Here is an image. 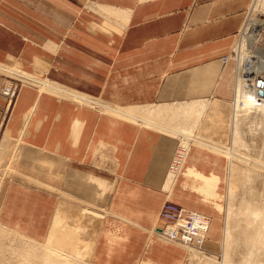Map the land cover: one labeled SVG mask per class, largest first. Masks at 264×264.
I'll return each mask as SVG.
<instances>
[{"label":"crops","instance_id":"obj_1","mask_svg":"<svg viewBox=\"0 0 264 264\" xmlns=\"http://www.w3.org/2000/svg\"><path fill=\"white\" fill-rule=\"evenodd\" d=\"M252 2L0 0V143H22L9 205L30 203L35 220L7 206L3 223L35 235L41 225L64 227L62 247L80 235L97 240L101 264L109 253L125 264H183L184 247L157 236L161 208L172 201L210 217V246L219 213L197 189L224 181L226 147H217L232 138L236 73L222 57ZM6 73L99 103L23 82L9 103ZM187 132L203 146L191 144L168 185Z\"/></svg>","mask_w":264,"mask_h":264},{"label":"rangeland","instance_id":"obj_2","mask_svg":"<svg viewBox=\"0 0 264 264\" xmlns=\"http://www.w3.org/2000/svg\"><path fill=\"white\" fill-rule=\"evenodd\" d=\"M250 10H252V12L250 14V19H252V18L256 19V18H260L259 15H261L264 12V7L259 6V3L256 2V0H253L252 5L250 7ZM258 13H260V14H258ZM248 14H249V12L247 11L244 17H246ZM248 23L249 22L245 23V25L247 26ZM245 25L243 28L246 27ZM237 37H238V35H237ZM241 37H242V35L238 37V41H240ZM245 43H246V46H245L246 52L253 53L255 51L253 53V54H255V53H257V50L258 51L260 50L261 52L264 53V39L259 38V40H256V38H255L252 40L249 38ZM253 43H254V48H252ZM238 55L239 54L237 52V56H236L237 60H236V62L230 63V67L233 66V63H235L234 66L237 65V67H238V63H237L238 62ZM6 74L8 75V77L17 79L15 77H12L8 73H6ZM20 75H21V72H20ZM25 75L27 77H30V79L24 78L21 80H19V79H17V80L23 82L24 84L29 83L32 85H37L38 87H40V89L42 91H47L44 88L45 85H42V83H41L42 80H39L38 78H35L33 76H29L27 74H25ZM44 82L46 84L51 83L49 80H46V81L44 80ZM255 86L258 87L259 89H264V70L261 71L260 73H258L257 80L255 82ZM59 89L60 90H57L56 92L55 91H47V92L63 95L66 97H73L75 100L80 101L79 99H76L74 96H72L66 92L61 91L62 89L60 87H59ZM80 102L88 104V105H94V104L99 103V102H95V101L91 100L90 98L88 99V102H86V101H80ZM235 102H236V100L234 98L233 106H232V104L229 106V111L231 113V119H232V138H231V140H228L226 145L218 146L217 148H225L226 147L225 152L228 151V152H230V154L232 152L237 153L235 156L239 157V159H243V157L247 158V156H248L253 161H255L256 159H259V162L264 163V161L262 160V159H264V127L262 124L263 118L256 113L255 114L249 113L248 117H247L246 110L243 109L242 102L239 103V106H237V108L235 107ZM104 110H106V108ZM235 121L237 122V126L241 130L242 138L244 139L245 142H247L246 146L248 144L247 147L242 148L243 146H240V147L236 146V148H233V134H234V129H235V125H234ZM230 126H231V121H230ZM192 137H193L192 134L187 132L185 134V137H184L185 139H181L180 141L189 140V141H191V144H194L195 142H193ZM21 144H22L21 142L7 141V140H3L0 143V228H1L0 230H1V232L6 233V235H9L8 238L6 237V239H4V244H6L5 246L12 247L17 253L20 252V253L26 255L27 254V252L25 251L26 246H28V245L35 246L36 245V247L40 251L39 253H41V255H43V256L46 254L45 252H47L49 250L48 248L45 247L46 245L52 246L58 250H63L62 248L65 247L69 254L73 255L78 260L84 262V263L83 262H77L75 259L69 258V259H71V261L73 263H76V264H101V263H104V262L100 263V261H98L96 259V256H95L97 250L101 246L100 242L97 240L88 239V238L80 235V239L78 238V241L76 243H74V245L73 244H67L68 246L65 245L62 247L60 242H59V240L61 239V233L60 232L69 231L68 229H66L64 227H57V228H55V231H53V233H51V230L49 231V228L45 229V226L41 225L42 227L38 231H40V232L42 231L43 233L35 235L34 233H32V232H34V229L26 230V229H22V228H16L13 225H9L7 223H6L7 225H5V223H3V220H2V216L4 215L3 211L7 208V206L18 209L16 211L15 210L12 211V213H11L12 216H16V218L21 217L20 219L23 222H26L32 226L35 223V220L33 219L34 213L30 209V203H27L28 204L27 206L25 205V203H22L23 204V205H21L22 208L20 207V205L16 206V204H13V203L9 205L10 200H12V197H13V196L10 197V192H11V188H12V187H10V185H12L11 180L16 178V177H19L21 175L20 172L16 169V165H17L19 158H20V149H21L20 147L22 146ZM195 144H196L195 146H199V145L203 146L199 143H195ZM2 146H3V148H2ZM203 148H205V147H203ZM215 152L222 154L218 151H215ZM188 154H189V152H188ZM246 154H247V156H246ZM222 156H223V159L225 161L226 170L224 172V181H222L221 185L219 184L220 186H217V188H213L214 190L212 189V191H211V189L208 190L205 188L197 189L200 191H202V190L206 191V193H208L209 199H211V202L213 201L212 203L215 204V206L217 207V210L219 213L218 214L219 224H217L218 235L215 239H213V240L211 239L212 244L210 246H208V243H207L203 247L202 251L205 252V254H206L205 257H203L204 256L203 253H199V251H197V250L194 251L190 248L185 249V247H184V250L186 252V258H185V261L183 262V264H196V263L201 264V263H205V262H208L210 264L211 263L221 264V262L223 261V259H222L223 254H221V253H223V251H222L223 232H224V228L226 225L227 208L229 207V205H231L233 207V209H232L233 218H232L231 223H233L234 225L233 224L232 225L236 227V228L235 227H233V228H235L236 230L238 229L236 232L234 231L235 229H232V232H233L234 237L236 235L239 240L237 238L236 239L240 242V244L237 243L238 241L237 242L234 241V240H236L234 238L232 242H234L235 244L231 243L232 244L231 248H230L231 262H233L234 264L241 262L240 264H242V261L239 262V260H241V259L245 260L248 257L247 256V250L245 249L246 247L244 246L245 243L243 242V244H241V240L245 239V237H244L245 234L242 233V231L244 232V230H242V229H243V225L246 227L247 221L250 218L247 216L248 212L250 214V206H249V208L247 207L250 203H252L250 205L253 208H255V207L259 208V209L264 208L263 207L264 206V172H263L264 169H262L261 167H255L256 172H254L253 175L251 174L252 178L250 180H247L246 179V176H247L246 169L247 168L244 167V166H247L246 163H245V165L241 166V165H239L240 163L235 159L236 157L233 159L234 160L233 161L231 158L229 160L227 154L221 155V157ZM187 159H188V155L186 157L185 162L187 161ZM234 162H237L236 165ZM231 163H233L235 166H233V164L231 165ZM249 166L252 167V166H254V164L250 163ZM235 168H236V170H235ZM261 169H262V171H260ZM22 177H24V179H27V177H25L23 175H22ZM180 177H181V175L177 178L176 182H178L180 180ZM28 180L32 181V178L28 177ZM252 187H254V188H252ZM255 188H258V189H255ZM212 203H210V204H212ZM258 203H259V205H258ZM260 205H263V206H260ZM18 211L20 213H18ZM249 216H251V215H249ZM25 217H27V218H25ZM159 222H160V220H159ZM239 223H241V224H239ZM2 225H4L5 227ZM241 225H242V228L239 229L241 227ZM2 228H5V229L3 230ZM158 237L161 240L166 241V243L168 242V244L171 243V242L165 240L162 236H158ZM240 237H241V240H240ZM242 241H245V240H242ZM259 248H260V245L257 247V249L259 250ZM262 248L263 247H261V251H258V254H254V255H256V257L261 256L262 257L261 259H263V262H264V258H263L264 257V252H263L264 250ZM2 249L3 248H1V251H4L5 255H2L3 252L2 253L0 252V254L3 256V257L0 256V264H16V263L18 264V263H21L22 260L19 259L20 257L17 258V255L15 256V254H13V253H12V255H14V256L11 257L12 255L9 254V250H7V249L2 250ZM231 249H233V250H231ZM5 250L7 251V253ZM190 251H192V252L190 253ZM108 252H107V254H108ZM194 252L197 253V255L199 256L200 259H196V260L191 261L190 258H191V256H193L192 253H194ZM109 254H108L109 257H108L107 264H125V263L117 260L113 255H111V254L109 255ZM254 255H253V257H254ZM256 257L251 259L252 263L253 264H257V263L262 264L263 263L262 260H259L262 263L259 261H256V260H258V259H256ZM1 258H3V259H1ZM203 258H206V259H203ZM31 259H33L34 261H40L39 259H41V258L35 257V258H31ZM7 260H8V262H7ZM251 261H249L248 264H250ZM235 262H237V263H235ZM243 263H244V261H243Z\"/></svg>","mask_w":264,"mask_h":264},{"label":"bare ground","instance_id":"obj_3","mask_svg":"<svg viewBox=\"0 0 264 264\" xmlns=\"http://www.w3.org/2000/svg\"><path fill=\"white\" fill-rule=\"evenodd\" d=\"M256 2L259 3V6L264 7V0H256ZM252 20L254 22H252ZM261 20L262 19H260V18H256V19L252 18L249 21V23L247 24V26L244 24L246 27L242 28V29L243 30L244 29H252V27L256 23L259 24L261 22ZM249 38L252 39V36L242 35L240 41H238V39H237V42L235 41L236 44L234 45L235 46L234 49L239 54L238 55V62H237L238 67H237V65L235 66V73H236V92H235L236 102H235V107L237 108V106H239V103L242 102L243 109L246 110L247 117H248L249 113H253V114L256 113V114L260 115L263 118L262 124L264 127V89H259L258 87L255 86V82L257 80L258 73H260L261 71L264 70V53H262L260 50L257 52L258 54L257 53L253 54L255 51L253 53L246 52L245 51L246 50V47H245L246 43L245 42ZM253 47H254V43L252 44V48ZM252 55H254L256 57V59H254L252 57ZM245 72H247V73H245ZM245 74L248 75V78H245ZM234 125H235V129H234V134H233V148H236V146H239V147L243 146L242 148L247 147L248 144L246 146L247 142H245L244 139L242 138L241 130L237 126L236 121L234 122ZM190 146H191V142L189 140L180 141L179 151L177 153L176 158L174 157L173 162H174V160H175V162H174L172 169H170V173H169V177H168V185L170 182H172L174 180L175 176L179 175V173H180V171H181V169L185 163V160H186V157L188 155ZM223 153H224V155H226V154L228 155L229 160H230V158L233 160L236 157L235 155L237 154L234 152H232L230 154V152H228V151H226V152L224 151ZM246 156H247V154H246ZM235 159L240 163L239 165H241V166L245 165V163H246L247 166H244V167L247 168L246 169V172H247L246 179L247 180H250L252 178L253 173L256 172L255 167H261L262 169H264V163L259 162V159H256L255 161H253L248 156H247V158L243 157V159H239V157H236ZM262 160L264 161V159H262ZM234 163L236 165L237 162H234ZM250 163H253L254 166H252V167L249 166ZM232 164L233 163H231V165ZM235 165L233 164V166H235ZM262 169L260 171H262ZM235 170H236V168H235ZM263 172H264V170H263ZM167 187H169V186H167ZM252 188H254V187H252ZM255 189H258V188H255ZM250 204H252V203H250ZM250 204L247 206L248 208L250 206V214H249V212L247 213V216L250 218L247 221L246 227L242 224L243 225L242 230H244V232L242 231V233L245 234V236H244L245 239H242V240H245V241H242L241 237H240L241 244H243V242L245 243L244 246L246 247L245 249L247 250V256H248L245 260L244 259L239 260V262L242 261V264H248L252 258H255L256 255H254V254H258V251H261V247H263L262 249L264 250V208L259 209V208H256L255 206H254L255 208H253V207H251ZM258 205H259V203H258ZM260 206H263V205H260ZM232 209H233V207L231 205H229V207L227 208L226 225H225L224 232H223V247H222L223 253H221V254H223L222 255L223 261L221 262V264H234L233 262H231V259H230V257H231L230 256L231 255L230 254V248L232 245L231 243L235 244L234 242H232L233 239L234 238L238 239V237L236 235L234 237L233 232H232V229L236 228L235 226H233L234 224L231 223L232 218H233ZM189 210H191V209H189ZM201 214L203 216L207 217V219L209 220V227H208V231H207V235H206L207 237H206V241H205V245H206L207 239H208V233H209L210 227H211V219L209 216H207L203 213H201ZM249 215H251V216H249ZM159 220H160V217H159ZM239 224H241V223H239ZM242 225L239 229L242 228ZM161 227H162V224L159 226V229H158L159 231L157 232L158 236H161V234H160ZM233 227H235V228H233ZM237 230L235 229L234 231L236 232ZM8 236L9 235H6V233L1 232V230H0V247L3 249L9 250V254L12 255V253H13V254H15V256L17 255V258L20 257L19 259H21L22 261L20 260L21 263H18V264H76V263H73L71 261V259H69V258L75 259L77 262H81L80 260H78V259H76L70 255H67L65 253H62L58 250L52 249V248L47 247V246H45V247L48 248L49 250L47 252H45L46 254L44 256L41 255V253H39L40 251L38 250L36 245L35 246H33V245L26 246V248H25V251L27 252L26 255H24L20 252L17 253L12 247L5 246L6 244H4V239H6V237L8 238ZM237 239L234 241L237 242L239 240V239L238 240ZM167 241L174 243V244H177V245H180V246L185 247V248H190L194 251L197 250V251H199V253H203V255H204L203 257L206 256L204 251L199 250L197 248H193V247L188 246V245H183L181 243H176V242L170 241L168 239H167ZM237 243L240 244L239 241ZM259 245H260V248L258 250L257 247ZM1 248H0V252L1 253L3 252L2 255H5L4 251H1ZM231 250H233V249H231ZM191 252L192 251H190V253ZM6 253H7V251H6ZM2 255L0 254V256H2ZM192 255L193 256H191V258H190L191 261L196 260V259H200L196 252L192 253ZM253 255H254V257H253ZM13 256L14 255H12L11 257H13ZM35 257L41 258V259H39L40 261H34L33 259H31V258H35ZM261 258H262L261 256L256 257V259H258V260H256V259L255 260L256 261L262 260V262H263V259H261ZM1 259H3V258H1ZM203 259H206V258H203ZM243 261H244V263H243ZM7 262H8V260H7ZM259 262H261V261H259ZM235 263H237V262H235ZM240 263H237V264H240ZM251 263H252V261H251ZM201 264H210V263L205 262V263H201ZM211 264H215V263H211Z\"/></svg>","mask_w":264,"mask_h":264},{"label":"built area","instance_id":"obj_4","mask_svg":"<svg viewBox=\"0 0 264 264\" xmlns=\"http://www.w3.org/2000/svg\"><path fill=\"white\" fill-rule=\"evenodd\" d=\"M248 12L249 14L245 17L243 24L251 20L250 14L252 10L249 9ZM259 16L262 19L261 22L259 23L257 21L259 24L256 23L252 29H244L239 31L238 37L240 35H247L252 36V39L256 38V40H259V38L264 39V12ZM252 22L254 21L252 20ZM232 49L227 55L222 57L224 65H228L232 61L236 62L237 52L235 49ZM252 57L256 59L254 55H252ZM245 78H248L247 74H245ZM20 84L21 81L11 78L10 81L3 87V89H1V95L4 96L9 103H13L17 97ZM179 148L176 152L175 158ZM174 162L171 163L170 169H172ZM159 217L160 221L162 222L160 234L165 240L168 239L170 241L188 245L199 250L203 249L209 227V220L207 217L203 216L198 211L189 210L188 208L180 206L172 201H166L163 204L159 213Z\"/></svg>","mask_w":264,"mask_h":264}]
</instances>
